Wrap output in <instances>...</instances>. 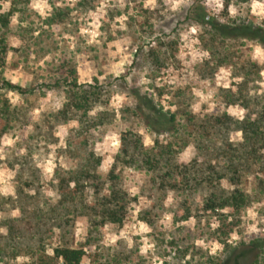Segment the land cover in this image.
I'll return each mask as SVG.
<instances>
[{
  "label": "rangeland",
  "instance_id": "rangeland-1",
  "mask_svg": "<svg viewBox=\"0 0 264 264\" xmlns=\"http://www.w3.org/2000/svg\"><path fill=\"white\" fill-rule=\"evenodd\" d=\"M78 2L0 0V14L13 12L1 32L7 53L0 107L14 114L6 127L0 119V264H63L52 259L60 246L81 249V264H184L191 253L223 259L226 243L264 234V194L253 192L254 175L241 183L247 205L221 236L217 216L195 211L205 193L193 196L191 216L180 220L172 189L161 190L157 175L117 159L128 133L152 146L131 113L140 95L179 120L184 113L197 119L225 114L232 121L230 141L239 140L236 123L249 111L244 99L264 100V49L211 38L188 11L199 5L218 23L260 26L264 0H94L90 10ZM54 12L63 15L55 25L48 22ZM67 70L100 93L86 122L68 106L65 85L44 86ZM174 150L180 165L197 153L193 144ZM80 169L90 170V181L74 200L62 198L59 181H71ZM110 172L117 177L113 187L127 195L121 224L101 223L90 210L109 195ZM221 186L230 190L225 181Z\"/></svg>",
  "mask_w": 264,
  "mask_h": 264
},
{
  "label": "trees",
  "instance_id": "trees-1",
  "mask_svg": "<svg viewBox=\"0 0 264 264\" xmlns=\"http://www.w3.org/2000/svg\"><path fill=\"white\" fill-rule=\"evenodd\" d=\"M94 4V0H79L77 3L78 7L87 10L93 9ZM188 13L190 17L196 16V22L206 27L207 34L213 39L249 42L264 49V25L253 26L246 22L221 24L210 18L199 5L193 6ZM12 14V11L0 14V64H3L7 53L5 37L1 32L7 29ZM61 14L54 12L48 22L55 25L56 21L62 19ZM245 76H249V71H246ZM50 80L51 82L44 86L57 88L65 85L68 106L81 112L79 119L86 122L88 111L99 97L98 88L79 85L73 70H67L64 75L54 79L52 77ZM5 86L12 89L7 83ZM243 102L250 112L247 111L241 121L236 123L240 137L238 141L232 142L228 134L232 129V121L225 114L205 115L202 119H197L194 115L184 113L179 120L176 113L164 112L157 107L148 95L135 96L132 116L145 126L152 137V146L145 148L137 136L128 133L121 140V153L117 155V159L121 158V164L131 166L135 170L140 169L149 175H157L156 180L161 190L172 189L180 199V220L191 216L193 196L200 191L205 193L200 197L199 204L194 205L196 213L217 216L220 219L217 232L221 236H227L233 226L227 221L242 211L248 203L249 197L241 185L244 177L254 175L257 189L253 192L264 194V100L256 99L250 103L244 99ZM0 119L6 127L13 121L14 114L8 108L0 107ZM162 136H168V141L161 143L159 137ZM185 144H193L197 153L193 160L180 165L176 162L174 148L180 149ZM82 170L75 173L71 181H59L58 190L61 191L62 198L74 200L77 197L75 192L90 181V178H85L90 174V170ZM107 181L111 183L109 195L98 199L100 205L94 204L90 210L96 213L94 216H97L101 223L108 221L121 224L126 212L127 195L113 187L117 181L114 172H110ZM224 181L230 185V190L221 186ZM69 182H73L71 189ZM82 202L74 204L84 211L87 206ZM187 252V249L183 250L180 258L185 259ZM52 254V259L61 260L63 264H81L84 256L81 249L66 246L53 249ZM223 254L225 257L219 259L217 255L204 258L202 253L197 256L191 253L184 264H264V234L251 236L246 242L235 245L226 243Z\"/></svg>",
  "mask_w": 264,
  "mask_h": 264
}]
</instances>
